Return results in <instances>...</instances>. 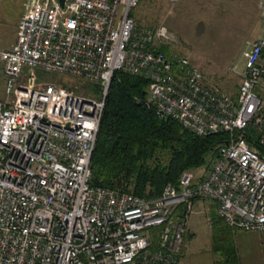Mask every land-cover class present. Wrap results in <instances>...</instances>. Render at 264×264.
<instances>
[{
    "label": "built area",
    "instance_id": "built-area-1",
    "mask_svg": "<svg viewBox=\"0 0 264 264\" xmlns=\"http://www.w3.org/2000/svg\"><path fill=\"white\" fill-rule=\"evenodd\" d=\"M140 0H26L0 50V264H177L196 200L229 225L264 231V36L242 51L236 96L187 56L166 26L140 28ZM264 18V1L261 3ZM54 71L92 85L41 82ZM115 71L148 79L145 103L200 135L227 132L212 165L146 198L91 182L90 159Z\"/></svg>",
    "mask_w": 264,
    "mask_h": 264
},
{
    "label": "trees",
    "instance_id": "trees-1",
    "mask_svg": "<svg viewBox=\"0 0 264 264\" xmlns=\"http://www.w3.org/2000/svg\"><path fill=\"white\" fill-rule=\"evenodd\" d=\"M164 51H166L164 49ZM148 79L115 71L107 90L90 167L91 182L154 198L167 183L177 185L186 171L210 168L230 134L200 135L175 119L159 116L145 103ZM247 139L261 154L259 134ZM216 264H239L235 228L217 211L211 214Z\"/></svg>",
    "mask_w": 264,
    "mask_h": 264
},
{
    "label": "rangeland",
    "instance_id": "rangeland-1",
    "mask_svg": "<svg viewBox=\"0 0 264 264\" xmlns=\"http://www.w3.org/2000/svg\"><path fill=\"white\" fill-rule=\"evenodd\" d=\"M262 1L140 0L131 10V16L140 28L160 24L166 26L173 34L171 45L165 49L167 54L187 56L202 68L209 83L236 96L242 80V51L248 41L264 36ZM4 7L8 11H4L0 18V50L10 46L17 23L11 22L15 18L11 7ZM37 78L41 82H55L66 88H74L81 94L92 90L90 83L54 71L37 70ZM4 90L5 78L0 73V99L5 96ZM206 170L202 167L194 172L201 175ZM203 205L197 203L192 210L195 211L193 216L200 220L201 231L197 235V240L201 239L199 245L203 244L208 230ZM210 208L214 212V206ZM187 231L188 228L184 243L188 237Z\"/></svg>",
    "mask_w": 264,
    "mask_h": 264
},
{
    "label": "crops",
    "instance_id": "crops-1",
    "mask_svg": "<svg viewBox=\"0 0 264 264\" xmlns=\"http://www.w3.org/2000/svg\"><path fill=\"white\" fill-rule=\"evenodd\" d=\"M25 2L26 0H0V18L4 11H8V8L4 7L6 5L11 7L10 10L15 15L11 22H17ZM200 202L204 204V211L207 214V234L203 237V244L199 245L201 239L197 240V235H199L198 231H201L200 220H198V217L193 216L195 212L193 211L188 222V237L185 239L177 264H216L217 255L213 249L212 241L213 225L211 214L213 212L210 207L211 205L214 206V211H217V205L213 201L196 200L194 206ZM235 240L238 248L239 264H264V231L237 229L235 231Z\"/></svg>",
    "mask_w": 264,
    "mask_h": 264
},
{
    "label": "water",
    "instance_id": "water-1",
    "mask_svg": "<svg viewBox=\"0 0 264 264\" xmlns=\"http://www.w3.org/2000/svg\"><path fill=\"white\" fill-rule=\"evenodd\" d=\"M60 5H63L64 0H58Z\"/></svg>",
    "mask_w": 264,
    "mask_h": 264
}]
</instances>
